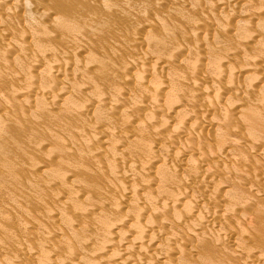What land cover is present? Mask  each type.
Returning <instances> with one entry per match:
<instances>
[{
  "label": "rangeland",
  "instance_id": "374dc122",
  "mask_svg": "<svg viewBox=\"0 0 264 264\" xmlns=\"http://www.w3.org/2000/svg\"><path fill=\"white\" fill-rule=\"evenodd\" d=\"M4 1L0 0V11L4 12L3 15L2 12H0V31L2 33L0 35L3 36V38L0 37V147L4 149L2 150L0 148V166L2 165V160L4 161L3 165H5L4 167L0 168V174L2 175L0 177V264H15V262H19L18 264H32V262L33 264H44L45 262H48L47 264H52L53 260L55 264H152L153 262L155 264V262L157 263L156 260L158 259H160V261L158 260L157 264H189V261H191L190 264H199L200 259H202L200 264H220V262L222 264H234L235 261V264H237L239 260H235L233 256H229L231 255V252L232 255H234L235 252L236 254L238 252H241L240 255L242 254L243 259L245 257L250 259V250L255 251L252 252L253 254L255 253L254 256L252 254V257H257L258 255L257 258L260 259V257L263 256L264 259V188H262L264 184L260 183L264 182V172H262L264 170H262V166H264V131L262 130L263 132H261L260 130L264 125L261 124L264 122V119H262V116L264 118V100L262 101V99L264 98V87L263 89L260 88L264 86V78H260L262 77V75L264 77V70H262L264 68V47H262L264 46V0H250L251 2L249 0H238V2L236 0H232V3L228 2L230 0H226L224 4L223 2L225 0H105L114 4V8L112 4L110 5V3L108 2L107 7V4L106 2H104V0L103 3L99 2L101 0H73L74 5L78 1L79 3H77L78 6L73 5L74 7L77 6L78 8L76 7L72 9L70 8L73 7L71 5L72 0H69L71 4L68 0H65L66 2L62 0L65 5L61 3L60 0H55V2L53 0ZM74 1L77 2L75 3ZM50 2H54V4H58L60 2L61 5L60 3L58 5H60L61 7L59 6V8H64V10L67 8L69 10L70 8L71 12L75 10L76 12L74 13L76 14H74L73 12L71 14L68 12V10L64 11L61 9L62 11H60V9L57 7L58 5L55 6L53 4L56 7L55 8L54 6L50 5ZM98 2L101 5L103 4V6H101ZM213 2L215 3L213 4ZM227 2L228 6H221L222 4L226 5ZM66 3H68V6L66 5ZM104 5H106L107 9L109 8V5L112 6L110 7L112 10L109 9L107 11ZM217 5L218 8L216 7ZM64 6H66V8ZM102 7H104V10H102ZM7 8L10 10H8ZM59 11L61 13H65L67 11L69 14H71L69 15L67 13V16L72 17V15H74L72 19L75 20L76 17H78V20L81 16L82 18L84 16V20L88 16L89 20L87 21L88 18L85 20L87 22L81 20V22H84L85 26H81L82 24L79 25L80 21L77 20L76 21L78 22V24H74L73 22L75 20L72 22L71 18L68 19L67 16H65L66 13L59 14ZM7 12L8 14H6ZM59 15H61L62 18H64L62 16L64 15L65 19L67 18L66 20H68V23L69 21H71L74 25H76V27L79 26V28L76 29L74 26L72 30H69L73 27V24L70 22L69 24H72V27L68 25V29V27H66V21H64V19L61 20ZM214 15H217L218 17H215ZM104 17L107 18L103 19ZM58 19L62 22L64 21V24L66 25L61 27V21L56 22V20ZM34 20H36L35 23L33 22ZM101 21L103 22V24L106 21V27L105 24L102 25ZM57 23L59 24L56 25ZM227 23H230V25H228ZM239 23L241 24V26H239ZM64 24L62 23V25ZM29 25L31 26V28H33L32 26H34V28H29ZM197 25H199L200 28ZM36 26L37 28H39L37 29ZM80 26L86 27L88 29H81ZM60 27L61 29L63 28V30L59 31ZM64 27L68 30H65ZM237 27L240 28L238 29ZM222 28H224V31ZM34 29L37 30L36 32H38V36H42L38 37L37 35H35L36 33L34 34V32L32 31ZM41 30H44L43 33L47 31V34H44L45 36H43V33L40 32ZM88 30H91L90 33L92 32L94 35L91 36L92 33H88ZM82 32L84 35L85 33L90 34V37L88 35H83L84 37L80 36ZM230 32L234 33L232 34ZM4 33L6 34L3 35ZM195 34H197L199 38L196 37ZM229 34L230 36H228ZM32 35L36 36L37 38L35 37L34 39ZM46 35H48V38ZM187 35L191 36L189 37L190 39ZM222 35H224L225 37ZM67 36L69 38L70 36H74L76 38L79 37L77 39H79L81 42H71ZM253 36L255 37V41L254 39H252ZM57 37H62V39L64 37H67L69 41L67 42L68 39H65V43L73 44L69 46L66 45V48L63 41L64 39L60 41L61 38L60 40L58 38L59 41L57 42ZM91 37H93L92 39L94 40H91ZM186 38H188V40H185ZM96 39H98V41L100 39L99 43ZM89 40H91V42ZM144 40L145 42H143ZM134 41H137L138 45L134 44ZM260 42L262 44H260ZM7 43H13V46L19 49H14L13 47L14 51L9 52L8 50L7 52V50L5 49L8 45ZM60 43H62L63 45ZM102 43H104V45ZM259 44L261 45V47ZM180 46L181 53L179 52V50L178 53H176V50L179 49ZM7 48L10 49L11 47ZM13 49L11 48L10 50ZM204 49H206L207 51ZM242 49L244 52L246 51V55L242 54L244 53ZM232 53L233 56H230L232 55ZM146 55L148 56L147 58ZM202 56L204 57V59ZM224 56L225 60L228 59V61L225 62V60L221 59L224 58ZM237 58H239L240 61ZM161 59L163 62H165L163 63ZM220 59L221 62L224 61L226 63H222V65L224 66L219 65V63H221ZM200 60H202V62ZM216 60L219 61V63ZM254 60H259V62H261V66L259 65V62H255ZM230 62L234 65H232ZM191 63L195 64L194 67H192ZM214 63L216 65H214ZM237 63L238 65H236ZM251 64L255 67L258 65L262 69L258 68L256 72V70H253L254 68L252 69L253 66H251ZM217 65H219L222 69L224 67L226 68L227 66L228 70L224 68L226 70L225 71L223 69V72H225V74L222 72L225 77L222 76L223 74L221 75L222 78L224 77V81L220 78V76H217L220 75V72L218 73L217 71L222 70L221 68H215V66L218 67ZM234 66L236 67V70ZM248 66L250 67L248 68ZM232 67L234 68L232 73L235 71L234 75L230 74L229 72L231 69H233ZM193 68H195L196 70H194ZM247 68L250 70L246 71L245 73L247 74L246 76H248V78L243 76L245 75L243 74V72L247 70ZM191 69L195 72L198 70V75L195 72H192ZM201 69L208 72H203L204 74H202L201 72L203 70ZM215 69L218 70L216 71ZM212 70L214 71L212 72ZM100 71H102L103 73H100ZM194 73L197 76L201 74L199 77L202 80L199 78L200 81H198V77L194 76ZM207 73H211V78H213L215 82H213L209 78L210 75H208ZM228 74L229 76H227ZM139 75L141 78H138ZM214 76L220 78L223 82H220L221 80L218 78H214ZM66 77L70 80H65ZM126 78L127 81L125 80ZM54 79L58 80L59 83ZM159 79L161 80V82ZM194 79L195 81H193ZM230 79H232V81ZM164 80L166 81L164 82L163 87L164 85H166V87L162 88L161 84V86L158 88L157 86H159V84L157 83H162ZM226 80H230L231 83L227 82ZM63 81L64 83L60 84ZM251 81L255 82L251 85V87H248L247 85H249ZM258 81L261 84L258 83ZM53 82L55 83L52 84ZM167 82L171 85L170 87H175H173V89L168 87L169 84ZM206 82L208 85L210 84V86H206ZM219 82L220 86L217 85ZM234 82H237V84L234 86H237L238 90L236 89L237 87L232 88L233 85L232 87H230L228 84H235ZM173 83L174 85L172 86ZM197 83H200V85L198 84L199 88L198 85L194 87ZM213 83L217 84L214 86ZM64 84L67 85L65 86ZM49 85L53 86L49 87ZM241 85L243 86V88ZM114 86H117L116 89L119 90V92L115 90ZM221 86L223 89H221ZM154 87L156 88V90L164 89V91H158V94L154 93L156 91ZM167 87L173 91H167L169 90ZM218 87H220V89ZM48 88H50L49 91H47ZM122 88H124V90ZM206 88L210 90H206ZM252 88L255 89L252 90ZM59 89L60 91H63L60 92ZM42 90L46 91L48 95L51 93L53 94L50 95L51 97H48L50 100H47L49 101L46 100V97H41L40 94H36V92L40 93ZM94 91L97 93V96ZM229 91L231 92L229 93ZM236 91L240 92L238 93ZM169 92L175 95L172 96V94H170ZM243 92L245 93V95ZM260 92H262L263 94H261ZM58 93L60 94L56 95L59 96V98L57 97L59 99L57 101V98L54 95ZM111 93H113L118 99L112 97L113 94ZM237 93L238 96L235 95ZM250 93L252 95V99L250 98ZM104 94H108L110 97L106 95L107 98L104 99ZM260 94L262 95L261 97H263L262 99L259 96ZM36 95L38 98L36 97ZM98 95L102 98H98ZM194 95H199L197 96L198 100ZM192 96L194 97V99ZM52 97L56 98L57 105H53V102L55 101H53ZM96 97L97 99H99L98 102ZM188 97L190 98V100ZM245 97H247V99ZM113 98L115 101H113ZM151 98L154 100L156 98V103L154 100L150 101ZM182 98L185 99L182 100ZM249 98L251 100H249ZM108 99H110L111 101H108ZM121 99L122 101H120ZM125 99L126 102L123 104V101H125ZM195 99L197 100L196 102L194 101ZM89 100H91V102H89ZM103 100H105L104 103L102 102ZM50 101L53 102L51 103ZM242 101L245 102H243L244 105H241ZM261 101L263 102V104ZM108 102H111V106L112 102H118L117 104L123 107L120 108L119 105H114L116 104L114 103V106L111 108ZM257 102H260L262 105ZM105 103L107 105H104ZM200 103H202V106ZM197 104L198 106H201H199V109L197 107ZM203 104H205V106ZM206 104L211 105L206 106ZM232 104L235 105L237 109L233 107ZM99 105L100 107H102L101 105H104L105 108L102 107L103 110L101 112L98 111V113L96 109L101 110ZM246 105H248L247 108L245 107ZM80 106L82 107L80 108ZM107 106H109L110 108L108 107L107 109ZM118 107L120 110L115 109ZM202 107H209V109L211 107V109H207V112V110L205 111V109ZM244 107L246 108V110ZM66 108H70V110H72V113L68 114L70 110L68 109V111L66 112ZM80 109H83L84 111L78 112V110ZM93 109L95 110L93 111ZM105 109L106 111H104ZM114 109L117 111H114ZM241 109L246 111L245 113H247V117L249 114H252L251 110L254 109L253 112H255V114H252L253 116H255L257 113L258 116L259 114L261 115L259 117L256 116V118L254 117L255 120L262 119L261 121L263 122L259 121V124L258 121H256L257 125L254 124V122L249 127V123L253 122L254 118L252 116V118H247L246 115H244V111H241ZM248 109L249 113L247 111ZM107 110H109V113H107ZM197 110H199L198 115H196ZM255 110L258 112H256ZM42 112H45L44 114L46 116H43ZM193 112H195V115ZM63 113L68 114H64L67 115L66 118L64 115H61ZM242 114L244 115V117H246L247 120H244ZM59 115H61L62 118L64 117L67 120V123H65L66 121L64 120V118L62 120ZM69 115V119L71 120L70 122L67 118ZM57 116H59L60 118ZM41 117L46 118L43 119ZM97 117H100V119ZM47 118L49 121L46 122ZM71 118L73 119V122ZM225 118L227 120H225ZM165 119L167 120V123H164ZM183 119L185 120L183 121ZM223 119L225 120L224 123ZM248 119H251L252 121L247 122ZM148 122H152V124L150 125V123ZM162 122L165 124V131L162 130L164 129V124ZM226 122H230V125L227 123L229 125L227 126L231 129L227 128L225 124ZM168 123H170V125ZM120 124H123L124 126ZM166 124H168V126ZM213 124L214 126H212ZM69 125L71 128L69 127ZM160 125L162 126V129L160 128ZM181 125L184 127L186 126L187 128L185 127V130H183L185 131V134H182V132H180L181 134L178 135L177 133L182 130L179 129L180 127L182 128ZM232 125H234V130L238 128L239 131H233ZM14 126H18V128ZM252 126H254L255 129H253L254 127ZM257 126H261L259 128L260 133L254 131L258 130ZM13 127L17 129L20 128L21 130L19 129L17 131V129H15L14 131ZM191 127H195L194 130H196L194 131ZM2 128L3 130L5 128L6 132L5 130L3 131ZM102 128L106 132H104ZM155 128H157V132L154 134L153 132L155 131ZM188 128L190 131L192 129L194 131L192 132L194 133V135H196H192V132L190 133V135V131L188 130ZM262 128H264V126ZM158 130H160L161 132ZM176 130H178V132ZM171 132H176V134H171ZM152 133L153 137L150 136ZM170 134L172 137H170L169 139ZM259 134L260 136H263L260 137L258 136ZM145 135L148 139L145 137ZM44 136L45 139H43ZM143 136L147 141H144V139L141 138ZM139 138H141L142 140ZM153 139L154 141H156V143H153ZM138 140L140 142L143 141L142 145ZM157 141L161 144L157 143ZM172 141L178 143H176L177 147L174 146L176 147L175 149L173 148V146H171V144H175ZM101 142L103 145L101 144ZM148 146H153L152 150L154 149L155 153L152 152V150L150 152V147ZM178 146L180 149H178ZM139 148H143L147 153H150H148L146 156L145 151L142 149L144 151L143 152ZM5 149L9 153L5 151ZM158 149H160L161 152H159L160 150ZM4 151L8 153V157H13L8 158L7 153H5L6 157L8 158L6 161V157L4 158L5 155L3 154ZM24 151L26 153H24ZM261 152L263 154H261ZM220 154L221 158L223 156L225 157L222 158L223 160L218 157ZM155 156L159 158L160 162H158L159 160L154 159L156 158ZM187 156H189V159ZM254 156L256 157L254 158ZM193 158L195 159V162H197V164H195ZM235 158H237V161H235ZM186 159H193L191 160L192 163L194 162L193 165H191V161L188 162V160ZM203 159L207 160L204 161ZM181 160L184 161L181 163ZM201 160L203 161V164L201 163ZM212 160H216V162H220L222 165L218 164V167V165ZM150 161H152L153 163H150ZM173 161H175L176 164ZM207 161L213 163L208 162V164H206ZM231 161H234V164L233 162L231 163ZM246 161H248V163H245ZM249 161H253L254 163ZM6 162L9 164L6 165ZM148 162L149 165L147 164ZM186 162L187 164H190L187 165ZM204 162L207 166H204L202 168ZM144 163L149 167L148 170L144 168L146 165H142ZM179 163L182 164V166H180ZM198 163H200V165ZM250 163H252V165L254 166L257 164L255 167H252L253 170L255 168L256 170L253 171L250 168ZM156 164L157 167L159 164L160 169H157ZM174 164L175 166L177 165L176 168L173 167ZM209 164L213 165L211 169L209 167L211 165ZM214 164L215 166H217L214 167ZM247 164H249V167L247 166ZM183 165H186L184 166L185 168L183 167ZM197 165H199V168L197 167ZM153 166L156 167V172H153L155 171V168ZM178 166L180 168H178ZM243 166L244 168L246 167L245 173L246 171H248L249 175L251 174L250 176H253L252 178L250 176V178L247 177L246 174H248V172L246 174L244 173L246 176L243 175V173L241 172ZM189 167H192L193 169L190 168V170ZM217 167L218 169L221 167L220 169H222V171L224 170V172H221L220 170L219 173ZM257 167L259 168L257 169ZM200 168H202L201 171H199ZM216 169L218 170V172L216 171ZM152 172L155 173V176ZM126 173L127 175H129L130 173L131 175H129L130 178L128 176V180H126L125 178V176H127ZM153 177H157L155 179H157L156 181L158 182H156ZM170 177L172 178L170 179ZM150 178H153L154 180H152V185L153 182L157 184H154L152 186L150 184ZM203 178H205V180L202 183ZM181 179L184 186L186 187L187 185L186 189L188 192L184 190L185 188H183L184 186H182L183 184L180 181ZM185 179L187 181L184 182ZM225 181H228V183H224ZM172 182H175V185H177L178 187L183 188L181 189V192L178 191V189L180 188L177 189V187L172 186ZM204 182L206 183V185H203ZM177 183L181 184L178 185ZM196 184H200L203 186H195ZM227 184L228 187H226ZM259 184H261L262 186H259ZM124 185L126 188L124 187ZM207 185H210L208 186L209 189L207 188L208 190H206ZM188 186L191 187L188 188ZM233 186L234 189L238 192L234 190L235 193H233L231 191L233 189ZM256 186L257 188H255ZM124 188L125 190L127 189V191L124 190L125 199H121L120 197H124L122 191ZM229 188L231 190H228ZM238 188H241V190ZM219 190H221V192L224 191V193H220ZM241 191L244 193H240ZM245 191H247V194L245 193ZM248 191H250L251 193ZM260 191H263L262 194ZM125 192H127V194ZM173 192L174 194H176V198L178 194L179 196H181V193L183 192L187 193V195L183 193L182 196H185L186 198H177L178 201L180 200L179 202H181L180 204H177V202H175L177 201L176 198H173V196H175ZM248 193H250V195ZM251 194H253L252 196L255 195L254 198L251 196ZM225 195H227L228 197H225ZM256 196H258L260 199L258 200V202L256 201L257 199H255L258 198ZM171 198L176 203L174 205L175 207L173 206L174 202L171 206ZM195 198H197V201L195 200ZM193 200H195L197 203ZM243 200L247 201H244L247 205L249 203L252 204L253 202L254 204L256 202L257 203L255 204L256 206L252 204L254 206L253 210H251L252 208L249 210L250 207L245 205ZM258 203L259 207H257ZM182 204L184 206H182ZM240 204L242 205L240 206ZM195 205H198L197 208L195 207ZM202 205L204 206L202 207ZM218 206L222 207L221 210ZM134 207H136L137 210L136 208L134 209ZM188 207H191V209L189 210L191 212L190 214L187 211V209H189ZM204 207L206 208L204 209ZM246 207H249L247 208L249 216L248 214L247 216H245L246 211L244 210H246ZM175 208L180 210L175 213ZM195 208L196 210L199 208V211H197L201 213L199 214L198 212H196ZM211 208L214 209V211L210 210ZM216 208L218 212L223 210L222 213L220 212V216L222 214L221 217L218 214L220 218L216 215ZM241 208L243 209L242 211ZM171 209H174L175 211L173 210L172 212ZM181 209L184 211H182ZM255 209L257 212L255 211ZM261 209L263 210L260 212ZM134 210L138 211V213H136V211L134 212ZM180 211L181 214H184V218L186 217L185 221L190 219L192 220L194 218L193 220L195 222L192 221V223L191 221H186L187 224H184L185 221L183 220V214H180L182 218L178 217V220L180 221L182 219L183 221L181 220L179 222L180 224L178 225V223H176L178 220L173 216L174 214H177L175 215L176 217L180 216ZM243 211L245 212V217L243 218H248L247 220L245 219L247 222L242 218L244 213ZM205 212L208 214L203 215L205 217L207 216V219H201V217H204L203 215L201 216V214ZM258 212L262 215L258 214ZM186 215H189V217L191 216L190 219ZM197 216L200 218H198ZM253 216H255L256 218ZM100 217L103 218L100 219ZM213 217H215V221H213ZM120 218H124L125 220H127L125 222L128 226L124 224L125 222L123 223L122 220L119 221ZM199 219H201V222H199ZM204 219H206L209 224L217 222L214 223L215 226L212 227H218L219 230L218 228H215L216 230H218L216 231L211 227L212 224L209 225ZM165 220H167L168 222H165ZM243 220L245 222L242 224ZM156 221H161L162 225ZM115 222L121 223L123 226H121L120 224L119 226ZM151 222L153 225L159 224V226L157 225V231L155 230L154 225V231L150 232L153 233V235H156L157 232L160 231V229H167L168 231H170V229L172 228V231L170 232L175 235V238H178L176 239L178 242H176V240L172 242L175 247L171 244L174 247L172 248V251H174L173 253L172 251H170L171 248L170 250L168 249L169 247H171L168 245L172 241V238L170 236H167L166 238L165 236L160 237L157 234L156 236L157 238H159V241L158 239H155L156 237L152 236V234L150 233V236H147L149 235L147 228ZM181 222L183 223L181 224ZM174 223H176L177 225H175ZM115 224L119 226V229L121 228V231L114 228ZM189 224L191 226H189ZM182 225L184 227H182ZM205 225L207 226V229ZM222 225L223 229H221ZM230 225L233 227H231ZM243 225L250 232H248L247 229L245 230V227L243 229L248 233L244 232V230L242 231ZM106 226L108 227V229L112 227L111 231H114L115 233L110 232L113 233L110 234L106 232ZM170 226L172 227L169 229ZM139 228L141 231H143V229H146L147 235H144L146 238H143L145 245L144 247H142L144 251L142 249H139L138 247V249L136 248V240L134 239L135 234ZM190 228H192L191 230H194V232H198L199 237L196 238L197 240L193 237L191 239L189 238L190 240L188 239V241H186L185 235H187L186 233L191 231ZM224 229L230 231L224 234ZM128 230H131L133 234H126ZM181 230L183 232L186 231L185 234ZM243 233L246 235V237ZM250 234L254 236L250 237ZM177 235L184 236V239L182 238V240H184L183 243H181L182 236L178 237ZM101 236L102 238L104 237V239H102ZM235 236L238 239H240V236L243 239L245 238L246 242L242 238V241L241 239L239 241L240 243L237 242L238 240H235ZM154 239L155 241H153V244L156 246L153 247L152 244V246L149 245V241H152ZM224 239L226 243L223 242ZM103 240H105V242ZM106 240L108 242L111 241V243L113 240L112 245L109 246L110 242L108 243L106 242ZM160 240L161 244L158 243L160 242ZM254 240L255 242H257L256 244L255 242H253ZM121 241L122 243L120 246L119 242ZM228 241L232 243V246ZM233 242H237V244H234ZM47 243H50L51 245ZM104 243L108 244L109 248H106V252H101L100 250L104 248L103 246H105ZM115 243H117L118 245L116 244L115 246ZM227 243H229V245ZM221 244L223 245V247L221 246ZM132 245H134L133 249H131L129 253H125V256H123L122 247H131ZM201 245H204L205 248H202ZM99 246H102V248H99ZM149 246L151 248H149ZM179 246L181 247V251L179 249ZM207 246H209L207 250L208 253L210 247L213 246V248L216 247L215 251H217L218 254L222 252L219 255H223L224 253L226 259L224 258L222 262L221 259H223V257L218 255L220 257L218 258L217 256H215L217 255L215 251V255L213 253H207L205 257L202 253H204L203 250L206 251ZM250 246L252 248H250ZM154 248L158 249L154 251ZM201 248L202 253L200 252ZM149 249H152L153 252H150ZM187 249H191L192 251L190 252H192L194 258H197L199 261L197 259L195 260L194 258L190 259L192 255ZM225 249H227L228 252ZM239 249L240 251H238ZM42 250L45 252V254ZM185 250L186 253H189L190 255L187 254L186 256V253H184ZM232 250H235V252ZM241 250L243 252L247 251V253L249 254H245ZM97 251H99V254L97 253ZM118 251L123 257H118ZM162 251H165L167 254L171 252L169 254H172V256L168 258L169 256H166L167 254L165 252L162 253ZM196 251H198V253H196ZM193 252H195L196 255L201 254L202 258L201 255L195 256ZM30 253L33 255H31ZM46 253L49 255L53 254L54 257L53 255L51 257H46ZM154 253L157 254V256L154 255ZM151 254H153L154 256H151ZM163 254L165 255L163 256ZM211 255H214L215 258ZM147 256H149L150 258ZM165 256L166 259L164 258ZM34 257L37 258V262L34 261V259H30ZM52 257L53 260L50 261ZM256 257L255 259L258 260ZM151 258H153L155 261L153 259L150 260ZM216 258L219 260H216ZM148 259L151 263L148 262ZM192 259H194L196 262H193ZM231 259L234 263L231 262ZM243 259L239 261L240 264H243V262H241L243 261ZM255 259H253L254 262ZM30 260L33 261L31 262ZM120 260L123 261V263Z\"/></svg>",
  "mask_w": 264,
  "mask_h": 264
},
{
  "label": "bare ground",
  "instance_id": "6f19581e",
  "mask_svg": "<svg viewBox=\"0 0 264 264\" xmlns=\"http://www.w3.org/2000/svg\"><path fill=\"white\" fill-rule=\"evenodd\" d=\"M3 1H4V0H3ZM50 1H51V0H50ZM53 1L55 2V0H53ZM56 1H57V0H56ZM60 1H61V3H63V1L66 2L65 0H63V1L60 0ZM68 1H69V0H68ZM68 1H67V2H68ZM70 1H71V0H70ZM70 1H69V3H70ZM95 1H96V0H95ZM98 1H99V0H98ZM212 1H213V0H212ZM217 1H219V0H217ZM234 1H235V0H234ZM236 1L238 2V0H236ZM249 1H250V0H249ZM249 1H248V2H249ZM54 2H52V3L50 2V3H51L50 5H51V6H54V5L56 6V5H58V4L60 3V2H59V3L56 2V3H58V4H54ZM74 2L76 3L77 1H74ZM99 2H100V3H101V2L103 3V0H101V1H99ZM99 2H98V3H99ZM104 2H106L107 7H108V3H110V2L105 1V0H104ZM107 2H108V3H107ZM222 2H223V1H222ZM225 2H226V0L223 2V4H224ZM228 2L232 3L233 1L230 0V1H228ZM228 2L226 3V5H223V4H222L221 6H224V7H225V6H228V5H227ZM250 2H251V1H250ZM4 3H5V1H4ZM61 3H60V5H61ZM71 3H72V4H71ZM71 3H70V4L73 6V5H74L73 0L71 1ZM77 3H79V1H78ZM77 3H76L75 5L78 6ZM100 3H99V4H100ZM214 3H215V2H213V4H214ZM234 3H236V2H234ZM53 4H54V5H53ZM63 4L65 5V3H63ZM104 4H105V3H104ZM111 4H112V3H110V5H111ZM219 4H221V3H219ZM37 5H39V4H37ZM37 5H36V7H37ZM60 5H58L57 7L59 8ZM66 5L68 6V3H66ZM75 5H74V6H75ZM100 5H101V4H100ZM110 5H109V8H108V9H107L106 5H104V6H105V9H106L107 11H108L109 9H111L110 7H112L114 4H112V6H110ZM55 6H54V7H55ZM62 6H63V5H62ZM74 6H73V7H70V5H69V7H70L71 9L77 7V6H76V7H74ZM101 6H103V4H102ZM114 6H115V5H114ZM114 6H113V8H114ZM229 6H230V5H229ZM34 7H35V6H34ZM41 7H42V6H41ZM43 7H44V6H43ZM60 7H61V6H60ZM64 7L66 8V6H64ZM214 7H215V6H214ZM216 7L218 8V5H217ZM216 7H215V8H216ZM55 8H56V7H55ZM70 8H69V10H68V8L65 9V10H68V12L71 13V14H72V12H73V13L76 12L75 10L71 12V9H70ZM77 8H78V7H77ZM102 8H103L102 10H104V7H102ZM7 9H8V8H7ZM7 9H6V10H7ZM39 9H40V8H39ZM59 9H60V11L64 10V8H63V9H62V8H59ZM59 9H56V10H59ZM61 9H62V10H61ZM8 10H10V9H8ZM8 10H7V11H8ZM65 10H64V11H65ZM111 10H112V9H111ZM60 11H59V12H60ZM107 11H106V12H107ZM0 12H2V11H0ZM8 12H9V11H8ZM8 12H7L6 14H8ZM59 12H58V13H59ZM68 12L66 11V12H65L66 14L63 13V12H62V13L65 14V16H67V13H68ZM3 13H4V12H2V15H3ZM62 13L60 12L59 14H62ZM69 13H68V14H69ZM110 13H111V12H110ZM71 14H69V15H71ZM74 14H76V13H74ZM239 14H240V13H239ZM239 14H238V15H239ZM0 15H1V14H0ZM59 16H60V19H61V20L64 19V21H66V24H67L66 27H68V29H69V26H68V25L71 26L73 23H74V24H75V23L78 24L77 21H80V24H79V25L82 24L81 26H85V25H84V22H83V21L81 22V20H84V16H83V18H82V16H81V17L79 18L80 20H79V19L77 20L78 17H76V20H77V21H76L75 19H72V17H73L74 15H72V17H68V16H67L68 19H70V18L72 19V22H73L74 20L76 21V22L74 21L73 23H72L71 21H69V23L71 22L72 24H69V23L67 22L68 20H66L67 18L65 19V16H64V15H62L64 18H62L61 15H59ZM59 16H58V17H59ZM104 16H106V15H104ZM214 16H215V15H214ZM216 16H217V15H216ZM216 16H215V17H216ZM0 17H1V16H0ZM85 17H86V16H85ZM217 17H218V16H217ZM221 17H222V16H221ZM74 18H75V17H74ZM81 18H82V19H81ZM87 18H88V19H87ZM105 18H107V17H104L103 19H105ZM236 18H237V17H236ZM236 18H235V19H236ZM32 19H33V18H32ZM56 19H57V17H56ZM86 19H87V21H88V20H89V17L87 16V17L85 18V20H86ZM103 19H102V21H103ZM190 19H192V18H190ZM219 19H220V18H219ZM233 19H234V18H233ZM61 20L58 19V20H56V22H57V21L60 22ZM85 20H84V21H85ZM99 20H100V18H99ZM209 20H210V19H209ZM213 20H214V19H213ZM217 20H218V18H217ZM225 20H226V19H225ZM25 21H27V20H25ZM35 21H36V20H34L33 22L35 23ZM64 21H63V22H62V21L60 22V23H61V24H60L61 27L66 25V24H64V23H65ZM87 21H85V22H87ZM102 21H101L102 25L105 24V27H106V21H105L104 24H103ZM211 21H212V19H211ZM221 21H222V20H221ZM233 21H235V20H233ZM30 22H31V21H30ZM187 22H188V21H187ZM34 23H33V25H34ZM62 23H63L64 25H62ZM203 23H204V20H203ZM217 23H218V21H217ZM240 23H241V22H240ZM240 23H239V24H240ZM24 24H27V23H24ZM58 24H59V23H57L56 25H58ZM74 24H73V27L71 26L72 28L70 27L71 29H69V30H72V29L74 28V26H75L76 29L79 28V26L76 27V25H74ZM85 24H86V23H85ZM227 24H228V23H227ZM227 24H226V25H227ZM203 25H204V24H203ZM228 25H230V23H229ZM228 25H227V26H228ZM29 26H30V25H29ZM81 26H80L81 29L86 28V27H81ZM86 26H87V25H86ZM144 26H145V25H144ZM188 26H189V25H188ZM197 26L200 28L199 25H197ZM222 26H223V24H222ZM224 26H225V25H224ZM231 26H232V25H231ZM233 26H234V25H233ZM236 26H237V25H236ZM236 26H235V27H236ZM239 26H241V24H240ZM32 27L34 28V26H32ZM57 27H58V26H57ZM61 27H60L59 31H60V30H63V28L61 29ZM220 27H221V26H220ZM29 28H31V26H30ZM33 28H31V29H33ZM36 28H37V26H36ZM36 28H35V29H36ZM38 28H39V27H38ZM38 28H37V29H38ZM58 28H59V27H58ZM202 28H203V27H202ZM231 28H232V27H231ZM233 28H234V27H233ZM237 28L239 29L240 27H237ZM243 28H244V27H243ZM35 29L32 30V31L34 32V34L36 33L35 35H37L38 32H36L37 30H35ZM40 29H41V28H40ZM40 29H39V30H40ZM42 29H43V28H42ZM44 29H45V28H44ZM64 29H65V30H68V29H66L65 27H64ZM86 29H88V28H86ZM195 29H196V28H195ZM222 29H223V31H224V28H222ZM39 30H38V31H39ZM203 30H204V29H203ZM241 30H242V29H241ZM243 30H244V29H243ZM43 31H44V30H41L40 32L43 33ZM90 31H91V30H90ZM90 31L88 30V33H90ZM230 31H232V30H230ZM263 31H264V29H263ZM2 32H6V31H2ZM46 32H47V31H45V32L43 33V36H45L44 34H47ZM84 32H85V29H84ZM86 32H87V31H86ZM221 32H222V31H221ZM246 32H247V31H246ZM41 33H40V34H41ZM88 33H87V34L85 33V35L83 34V32H82V34H80V33H79V34H80V36H83V35L86 36V35H88V36L90 37V34H91L92 32H91L90 34H88ZM230 33L233 34L234 32H230ZM243 33H244V31H243ZM0 34H2L1 31H0ZM5 34H6V33H4L3 35H5ZM192 34H194V33H192ZM225 34H226V33H225ZM225 34H224V35H225ZM236 34H237V33H236ZM93 35H94V34L92 33L91 36H93ZM189 35H190V34H189ZM189 35H187L188 38L191 37V36H189ZM224 35H222V36H224ZM239 35H240V34H239ZM263 35H264V34H263ZM37 36H38V35H37ZM39 36H42V35H39ZM39 36H38V37H39ZM46 36H47V38H48V35H46ZM75 36H76V35H75ZM78 36H79V35H78ZM80 36H79V37H80ZM84 36H83V37H84ZM195 36L198 37L197 34H195ZM204 36H205V35H204ZM226 36H227V35H226ZM228 36H230V34H229ZM228 36H227V37H228ZM0 37L3 38L2 35H0ZM32 37H34V39H35L36 36L32 35ZM67 37H68V36H67ZM67 37H64V38H63L64 40L62 39V37H57L56 40H57V42H58V41L60 40V38H61L60 41L63 40L64 43H65V42H66L65 39H68V38H69V37H68V38H67ZM79 37H77V38H79ZM196 37H195V38H196ZM206 37H207V34H206ZM224 37H225V36H224ZM36 38H37V37H36ZM58 38H59V40H58ZM77 38L74 37V36H73V37L70 36L69 39H70L71 42H74V43H75V42H78V43H80L81 41H80L79 39H77ZM92 38H93V37H91L90 39H91V40H94V39H92ZM95 38H96V37H95ZM99 38H100V37H99ZM135 38H136V36H135ZM137 38H138V37H137ZM188 38H186L185 40H188ZM198 38H199V37H198ZM254 38H255V37L253 36L252 39H254ZM32 39H33V38H32ZM69 39L67 40V42L69 41ZM80 39H81V38H80ZM143 39H144V38H143ZM189 39H190V38H189ZM192 39H193V38H192ZM215 39H216V38H215ZM74 40H75V41H74ZM91 40H89V41L91 42ZM96 40L98 41V39H96ZM136 40H137V39H136ZM183 40H184V39H183ZM198 40H199V39H198ZM224 40H225V39H224ZM246 40H247V38H246ZM79 41H80V42H79ZM97 41H96V42H97ZM99 41H100V39H99ZM99 41H98V43H99ZM137 41H138V40H137ZM137 41H134V44H137V45H138ZM201 41H202V40H201ZM201 41H200V43H201ZM225 41H226V40H225ZM248 41H249V40H248ZM254 41H255V39H254ZM8 42H10V41H8ZM53 42H54V41H53ZM92 42H93V41H92ZM143 42H145V40H144ZM205 42H206V41H205ZM131 43H132V42H131ZM188 43H189V42H188ZM195 43H196V42H195ZM195 43H194V44H195ZM200 43H198V44H200ZM238 43H239V42H238ZM242 43H243V42H242ZM7 44H8V45H7L6 48H5V49L7 50V52H8V50H9V52H10V51H14V49H19V48H15V47L13 46V45H14L13 43H7ZM60 44H62V43H60ZM71 44H73V43H71ZM71 44H70V43H69V44L65 43V47H66V45L69 46V45H71ZM76 44H77V43H76ZM102 44L104 45V43H102ZM102 44H99V45H102ZM260 44H262V43L260 42ZM260 44H259V45H260ZM62 45H63V44H62ZM93 45H94V44H93ZM95 45H96V44H95ZM97 45H98V44H97ZM188 45H189V44H188ZM201 45H202V44H201ZM254 45H255V44H254ZM194 46H195V45H194ZM199 46H200V45H199ZM237 46H238V45H237ZM7 47H9V48L11 47L12 49H13V47H14V49H13V50H10L11 48L8 49ZM65 47H64V48H65ZM253 47H254V46H253ZM260 47H261V45H260ZM262 47H264V46H262ZM66 48H67V47H66ZM204 48H205V47H204ZM101 49H102V48H101ZM180 49H181V46L179 47V49L176 50V51H177L176 53H178V50H179V52H180V51H181ZM198 49H199V48H198ZM200 49H201V48H200ZM259 49H260V48H259ZM261 49H262V48H261ZM263 49H264V48H263ZM6 50H5V51H6ZM173 50H174V49H173ZM184 50H185V49H184ZM190 50H191V49H190ZM201 50H202V49H201ZM201 50H200V51H201ZM204 50H206V49H204ZM204 50H203V51H204ZM16 51H17V50H16ZM174 51H175V50H174ZM174 51H173V52H174ZM206 51H207V50H206ZM224 51H225V50H224ZM242 51H243V49H242ZM62 52H63V50H62ZM64 52H65V51H64ZM185 52H186V51H185ZM197 52H198V51H197ZM213 52H214V51H213ZM220 52H221V50H220ZM243 52H244V51H243ZM245 52H246V51H245ZM245 52L242 53V54H245V55H246ZM180 53H181V52H180ZM180 53H179V54H180ZM195 53H196V52H195ZM225 53H226V52H225ZM60 54H61V53H60ZM62 54H63V53H62ZM65 54H67V53H65ZM189 54H190V53H189ZM203 54H204V53H203ZM221 54H222V52H221ZM228 54H229V53H228ZM55 55H56V54H55ZM173 55H174V54H173ZM207 55H208V54H207ZM213 55H214V54H213ZM218 55H219V54H218ZM225 55H226V54H225ZM236 55H237V54H236ZM178 56H180V55H178ZM194 56H195V55H194ZM211 56H212V55H211ZM226 56H227V55H226ZM230 56H233V53H232V55H230ZM242 56H244V55H242ZM54 57H55V56H54ZM147 57H148V56L146 55V58H147ZM202 57H203V56H202ZM202 57H201V58H202ZM208 57H209V56H208ZM213 57H215V56H213ZM205 58H206V57H205ZM210 58H211V57H210ZM210 58H209V59H210ZM249 58H250V57H249ZM255 58H256V57H255ZM203 59H204V57H203ZM206 59H207V58H206ZM221 59H222V60H225V56H224V58H221ZM221 59H220V62H221ZM237 59H239V58H237ZM257 59H258V58H257ZM142 60H143V59H142ZM146 60H148V59H146ZM218 60H219V59H218ZM232 60H233V59H232ZM241 60H242V59H241ZM247 60H248V59H247ZM249 60H250V59H249ZM143 61H144V60H143ZM161 61H162V59H161ZM200 61L202 62V60H200ZM203 61H204V60H203ZM211 61H212V60H211ZM216 61H217V60H216ZM226 61H228V59L225 60V62H226ZM234 61H235V60H234ZM236 61H237V60H236ZM239 61H240V59H239ZM254 61H255V60H254ZM36 62H37V61H36ZM158 62H159V61H158ZM158 62H157V63H158ZM162 62H163V61H162ZM164 62H165V61H164ZM164 62H163V63H164ZM183 62H184V61H183ZM217 62L219 63V61H217ZM223 62H224V61H222L221 63H219V65H220V66H224V65H222ZM225 62H224V63H225ZM231 62H232V61H231ZM231 62H230V63H231ZM248 62H249V61H248ZM251 62H252V60H251ZM255 62H259V60H258V61H255ZM255 62H254V63H255ZM163 63H160V64H163ZM180 63H181V61H180ZM218 63H217V64H218ZM235 63H236V62H235ZM246 63H247V62H246ZM254 63H253V64H254ZM260 63H261V62H259V65H260ZM35 64H38V63H35ZM191 64H192V63H191ZM202 64H204V63H202ZM206 64H207V63H206ZM211 64H212V63H211ZM225 64H226V63H225ZM231 64L234 65L233 63H231ZM241 64H242V62H241ZM241 64H240V65H241ZM249 64H250V63H249ZM194 65H195V64H192V67H194ZM197 65H198V64H197ZM214 65H216V64L214 63ZM219 65H217L218 67L215 66V68H218V69L221 68ZM227 65H228V64H227ZM236 65H238V63H237ZM255 65H256V64H255ZM262 65H263V64H262ZM76 66H77V65H76ZM164 66H165V65H164ZM199 66H200V65H199ZM202 66H203V65H202ZM202 66H201V67H202ZM251 66H253V65L251 64ZM257 66H258V65H257ZM257 66H256V67H255V66L252 67V69L254 68L253 70H256V72H257V69H258V68H261V67H260L261 65L258 66V67H257ZM197 67H198V66H197ZM206 67H207V65H206ZM241 67H242V66H241ZM244 67H245V66H244ZM249 67H250V66H248V68H249ZM262 67H263V66H262ZM210 68H211V67H210ZM224 68H225V67H224ZM224 68H223V69H224ZM228 68H229V66H228ZM232 68H233V67H232ZM234 68H235V70H236V67H235V66H234ZM234 68H233V69L230 68L231 70L229 69V70H230L229 72H230V74H232V75L235 74V73H234L235 71L232 73V71L234 70ZM248 68H247V70H245V71L243 72V74H245L246 71H250ZM193 69L196 70L195 68H193ZM206 69H207V68H206ZM218 69H215V70L217 71ZM221 69H222V68H221ZM223 69H222L221 71H220V70L217 71L218 73L220 72V73H219L220 75H217V76H220V78L224 81L223 78L225 77V76H224L225 72H223V71H224L225 69L228 70V69H227V66H226V68H225L224 70H223ZM261 69H262V68H261ZM261 69H260V71H261ZM57 70H58V69H57ZM201 70H203V69H201ZM201 70H200V72H201ZM208 70H209V69H208ZM226 70H225V71H226ZM262 70H264V68H263ZM147 71H148V69H147ZM191 71H192V69H191ZM191 71H190V72H191ZM213 71H214V70H212V72H213ZM239 71H241V70H239ZM258 71H259V70H258ZM101 72H102V71H100V73H101ZM133 72H134V71H133ZM141 72H142V71H141ZM192 72H195V71H192ZM197 72H198V70H197L195 73L197 74ZM203 72L206 73V72H208V71H206V70L204 71V70H203L201 73L204 74ZM210 72H211V70H210ZM222 72H223L224 74H223ZM102 73H103V72H102ZM195 73H194V74H195ZM215 73H216V72H215ZM260 73H262V72H260ZM135 74H136V73H135ZM139 74H140V73H139ZM196 74H195L194 76L198 77L197 79H198V81H200L201 78H200L199 76H200L201 74H200L199 76H197L198 74H197V75H196ZM207 74H208V73H207ZM222 74H223V75H222ZM147 75H149V74H147ZM208 75H210L209 78H210L213 82H215V80H214L213 78H211V73H209ZM221 75L224 76V77L222 78ZM241 75H242V74H241ZM241 75H240V77H241ZM246 75H247V74H245V75H243V76L248 78V76H246ZM72 76H74V75H72ZM202 76H203V75H202ZM202 76H201V77H202ZM227 76H229V74H228ZM227 76H226V77H227ZM260 76H261V74H260ZM126 77H127V76H126ZM133 77H134V76H133ZM141 77H142V74H141ZM141 77H140V75H139L138 78H141ZM212 77H213V74H212ZM63 78H64V77H63ZM127 78H128V77H127ZM127 78L125 79L126 81H127ZM130 78H131V77H130ZM199 78H200V79H199ZM214 78H218V77H215V76H214ZM220 78H218V79H220ZM230 78H231V77H230ZM247 78H246V79H247ZM260 78H264L263 75H262V77H260ZM61 79H62V78H61ZM67 79H69V78L66 77L65 80H67ZM197 79H196V80H197ZM203 79H204V78H203ZM206 79H207V77H206ZM221 79H220V80H221ZM227 79H228V78H227ZM254 79H255V78H254ZM256 79H257V78H256ZM258 79H259V78H258ZM54 80H55V79H54ZM54 80H53V81H54ZM69 80H70V79H69ZM138 80H139V79H138ZM159 80H160V79H159ZM201 80H202V79H201ZM204 80H205V79H204ZM208 80H209V79H208ZM222 80H221L220 82H223ZM230 80L232 81V79H230ZM230 80H228V81L226 80V81H227V82H230ZM244 80H245V78H244ZM244 80H243V81H244ZM250 80H251V79H250ZM259 80H260V79H259ZM55 81H58V80H55ZM61 81H62V80H61ZM165 81H166V80H164L162 83H160V82H161V80H160V82L157 83V84H159V86H157V87L159 88V87L161 86V84H162V88L166 87V85H164V87H163V84H164ZM168 81H169V80H168ZM170 81H171V80H170ZM193 81H195V79H194ZM205 81H206V80H205ZM218 81H219V80H218ZM243 81H242V82H243ZM255 81H257V80H255ZM255 81H251L250 84L247 85V86H248V87H249V86L251 87V85L254 84ZM66 82H68V81H66ZM171 82H172V81H171ZM210 82H211V81H210ZM220 82H219L218 84H217V83H216V84L220 86ZM248 82H249V81H248ZM252 82H253V83H252ZM48 83H49V82H48ZM54 83H55V82H53L52 84H54ZM56 83H57V82H56ZM58 83H59V81H58ZM63 83H64V81H63L62 83H60V84H63ZM167 83H168V82H167ZM167 83H165V84H167ZM211 83H212V82H211ZM230 83H231V82H230ZM230 83H228L230 87H232V85H233L232 88L237 87V86H234V85L237 84V82H236V83L234 82L235 84H231V85H230ZM232 83H233V82H232ZM239 83H240V82H239ZM239 83H238V84H239ZM258 83H260V82L258 81ZM258 83H257V84H258ZM262 83H263V82H262ZM168 84H169V83H168ZM193 84H195V83H193ZM198 84L200 85V83H197L194 87H196ZM213 84H214V83H213ZM216 84H214V86H215ZM244 84H245V83H244ZM260 84H261V83H260ZM57 85H58V84H57ZM64 85H65V84H64ZM64 85H63V87H64ZM66 85H67V84H66ZM66 85H65V86H66ZM173 85H174V83L172 84V86H173ZM199 85H198V88H199ZM222 85H223V84H222ZM242 85H243V84H242ZM242 85H241V86H242ZM262 85H263V84H262ZM52 86H53V85H49V87H52ZM60 86H61V85H60ZM154 86H155V85H154ZM167 86H168V85H167ZM170 86H171V85L169 84L168 87H170ZM206 86H210V84L208 85L207 82H206ZM225 86H226V85H225ZM227 86H228V85H227ZM255 86H256V85H255ZM56 87H57V86H56ZM61 87H62V86H61ZM168 87H167V88H168ZM173 87H175V86H173ZM173 87H170V88L173 89ZM212 87H213V86H212ZM212 87H211V88H212ZM230 87H228V88H230ZM263 87H264V86H262V87H260V88L263 89ZM59 88H60V87H59ZM114 88H115L116 91L119 92V90L116 89L117 86H114ZM154 88H155V87H154ZM204 88H205V87H204ZM218 88L220 89V87H218ZM228 88H227V89H228ZM242 88H243V86H242ZM245 88H246V87H245ZM49 89H50V88H48L47 91H49ZM63 89H64V88H63ZM122 89L124 90V88H122ZM168 89H169V88H168ZM174 89H175V88H174ZM214 89H215V88H214ZM221 89H223L222 86H221ZM236 89L238 90V87H237ZM240 89H241V88H240ZM246 89H247V88H246ZM249 89H250V88H249ZM249 89H248V90H249ZM254 89H255V88H254ZM254 89L252 88V90H254ZM262 89H261V90H262ZM40 90H41V89H40ZM40 90H39V91H40ZM123 90H122V91H123ZM142 90H143V89H142ZM155 90H156V88H155ZM170 90H171V89H169V90H167V91H170ZM203 90H204V89H203ZM206 90H210V89L206 88ZM261 90H260V91H261ZM263 90H264V89H263ZM39 91H38V92H39ZM59 91H60V89H59ZM61 91H63V90H61ZM61 91H60V92H61ZM109 91H110V90H109ZM158 91H164V89H163V90H162V89H157L154 93H157V94H158ZM167 91H166V92H167ZM172 91H173V90H171V92H172ZM219 91H220V90H219ZM226 91H228V90H226ZM232 91H233V90H232ZM242 91H243V89H242ZM245 91H246V90H245ZM245 91H244V92H245ZM50 92H51V90H50ZM94 92H95V91H94ZM110 92H111V91H110ZM114 92H115V91H114ZM118 92H117V93H118ZM166 92H165V93H166ZM207 92H208V91H207ZM215 92H216V91H215ZM230 92H231V91H229V93H230ZM236 92H238V91H236ZM239 92H240V91H239ZM239 92H238V93H239ZM244 92H243V93H244ZM46 93H47V92H46V91H43V90H42L40 93H37V92H36V94H40L41 97H46V100H47V99H49L48 97H49L52 93L49 94V95H48V93H47V95H46ZM95 93H96V92H95ZM117 93H116V95H117ZM123 93H124V92H123ZM167 93H168V92H167ZM169 93H170V92H169ZM205 93H206V92H205ZM225 93H226V92H225ZM227 93H228V92H227ZM238 93L235 94V95L238 96ZM246 93H249V92H246ZM252 93H253V92H252ZM260 93L263 94L262 92H260ZM59 94H60V93L55 94L54 96L59 95ZM111 94H113V93H111ZM118 94H119V93H118ZM152 94H153V92H152ZM170 94H172V96L175 95V94H173V93H170ZM202 94H203V93H202ZM202 94H201V95H202ZM261 94L259 95L260 97L262 96ZM52 95H53V94H52ZM101 95H103V94H101ZM104 95H105V94H104ZM106 95H108V94H106ZM106 95H105V97L103 96L104 99L107 98ZM120 95H121V92H120ZM123 95H124V94H123ZM154 95H155V94H154ZM178 95H179V94H178ZM178 95H177V96H178ZM244 95H245V93H244ZM250 95H251V93H250ZM263 95H264V94H263ZM40 96H39V97H40ZM96 96H97V93H96ZM150 96H151V95H150ZM158 96H159V95H158ZM177 96H175V97H177ZM194 96H195V95H194ZM197 96H199V95H197ZM197 96H195V98H196ZM239 96H240V95H239ZM242 96H243V95H242ZM248 96H249V95H248ZM248 96H247V97H248ZM259 96H257V97H259ZM36 97H37V95H36ZM50 97H51V96H50ZM57 97L59 98V96H56V98H57ZM100 97H101V96H100ZM100 97H99V95H98V98H100ZM108 97H110V96L108 95ZM112 97H115V95L113 94ZM130 97H131V96H130ZM151 97H152V96H151ZM156 97H157V96H156ZM185 97H186V96H185ZM192 97H193V96H192ZM234 97H235V96H234ZM247 97H245V98L247 99ZM251 97H252V95L250 96V98H251ZM37 98H38V97H37ZM52 98H53V101H55V102L52 101V102H53V105H54V104L57 105V104H56V98H54V97H52ZM58 98H57V101L59 100ZM101 98H102V97H101ZM101 98H100V99H101ZM188 98H189V97H188ZM188 98H187V99H188ZM250 98H249V100L252 99V98H251V99H250ZM262 98H263V97H261V99H262ZM40 99H41V98H40ZM64 99H66V98H64ZM96 99H97V97H96ZM115 99H118V98L115 97ZM122 99H124V98H122ZM122 99H121L120 101H122ZM126 99H127V97H126ZM126 99H125V101H123V104L126 102ZM130 99H132V98H130ZM183 99H185V98H182V100H183ZM187 99H186V100H187ZM191 99H192V98H191ZM193 99H194V97H193ZM196 99L198 100V97H197ZM196 99L194 100L195 102L197 101ZM240 99H241V97H240ZM49 100H50V99H49ZM49 100H47V101H49ZM51 100H52V99H51ZM91 100H92V99H91ZM91 100H89V102H91ZM98 100H99V99H97V102H98ZM153 100H154V99L151 98L150 101H153ZM155 100H156V98H155ZM155 100H154V101H155ZM189 100H190V98H189ZM189 100H188V101H189ZM200 100H201V99H200ZM259 100H260V99H259ZM263 100H264V98L262 99V101H263ZM94 101H95V100H94ZM104 101H105V100H103L102 102L104 103ZM106 101H107V100H106ZM108 101H111V100L108 99ZM113 101H115L114 98H113ZM117 101H118V100H117ZM202 101H203V100H202ZM262 101H261V102H262ZM50 102H51V101H50ZM52 102H51V103H52ZM204 102H206V101H204ZM204 102H203V103H204ZM228 102H229V101H228ZM243 102H244V101L241 102V105L243 104ZM250 102H251V101H250ZM252 102H253V100H252ZM252 102H251V103H252ZM95 103H96V102H95ZM103 103H102V104H103ZM108 103L110 104V105H109V104H108V105H109L111 108H112L114 105H117V106L119 105V104H117L118 102H112V106H111V102H108ZM114 103H116V104H114ZM121 103H122V102H121ZM153 103H154V102H153ZM155 103H156V101H155ZM235 103H236V102H235ZM244 103H245V102H244ZM257 103H260V102H257ZM257 103H255V104H257ZM92 104H93V103H92ZM113 104H114V105H113ZM200 104H201V106H202V103H200ZM238 104H239V103H238ZM248 104H249V103H248ZM253 104H254V103H253ZM260 104H261V103H260ZM262 104H263V102H262ZM262 104H261V105H262ZM93 105H94V104H93ZM95 105H96V104H95ZM97 105H98V103H97ZM104 105H107V104L105 103ZM104 105H101V106H102L103 108H105ZM125 105H126V104H125ZM203 105L205 106V104H203ZM207 105L210 106L211 104H206V106H207ZM232 105H233V104H232ZM236 105H237V104H236ZM239 105H240V104H239ZM239 105H238V106H239ZM243 105H244V104H243ZM250 105H251V104H250ZM263 105H264V104H263ZM109 106H107V109H108ZM119 106H120V108L123 107V106L121 107V105H119ZM193 106H194V105H193ZM199 106H200V105H199ZM199 106H198V104H197L198 109H199ZM201 106H200V107H201ZM227 106H228V105H227ZM247 106H248V105H246L245 107L247 108ZM257 106H258V105H257ZM81 107H82V106H80V108H81ZM90 107H91V106H90ZM94 107H95V106H94ZM99 107H100V105H99ZM102 107H100L101 110H97V109H96V111H97V112H98V111L101 112V111L103 110ZM110 107H109V108H110ZM233 107H235V105H233ZM233 107H232V108H233ZM241 107H243V106H241ZM245 107H244V108H245ZM255 107H256V106H255ZM255 107H254V108H255ZM259 107H260V106H259ZM262 107H263V106H262ZM2 108H4V107H2ZM88 108H89V107H88ZM95 108H96V107H95ZM97 108H98V107H97ZM100 108H99V109H100ZM136 108H138V107H136ZM193 108H194V107H193ZM202 108H204V107H202ZM232 108H231V109H232ZM235 108H236V107H235ZM235 108H234V109H235ZM246 108H245V110H246ZM249 108H250V107H249ZM251 108H252V107H251ZM257 108H258V107H257ZM68 109L70 110V108H68ZM68 109L66 108V112L68 111ZM115 109L120 110L119 107H118V108H115ZM115 109H114V111H117V110H115ZM204 109H205V111H206L207 109L210 110L211 107H210V109H209V107H208V108L206 107V108H204ZM204 109H203V110H204ZM236 109H237V108H236ZM260 109H261V108H260ZM94 110H95V109H93V111H94ZM110 110H111V109H110ZM193 110H194V109H193ZM195 110H196V108H195ZM208 110H207V112H208ZM239 110H240V109H239ZM239 110H237V111H239ZM253 110H254V109L251 110V111H252L251 113L254 115L255 112H253ZM256 110H257V109H256ZM256 110H255V111H256ZM79 111H84V110H83V109H82V110L80 109V110H78V112H79ZM104 111H106V109H105ZM104 111H103V113H104ZM112 111H113V110H112ZM211 111H212V110H211ZM211 111H210V112H211ZM241 111H244V110L241 109ZM247 111H248V113H249V109H248ZM258 111H259V109H258ZM258 111H256V112H258ZM64 112H65V111H64ZM91 112H92V111H91ZM99 112H98V113H99ZM196 112H197L196 115H198V114H199V113H198L199 110H197ZM230 112H231V111H230ZM245 112H246V111H244V113H245ZM260 112H261V110H260ZM260 112H259V113H260ZM44 113H45V112H42L43 116L45 115ZM71 113H72V110H70V111L68 112V114H71ZM107 113H109V110H107ZM193 113H194V115H195V112H193ZM238 113H239V112H238ZM240 113H241V112H240ZM244 113H243V114H244ZM64 114H67V113H63V114H61V115H64ZM68 114H67V115H68ZM92 114H97V113H92ZM243 114H242V116L244 117V115H246L247 113H245L244 115H243ZM252 114H249L250 116L248 115V117H250V118H252V117L254 118V117H255V118H256V116H257V117L261 116L260 114H259V116H258V113H257L255 116H253ZM261 114H262V112H261ZM61 115H59V116L61 117ZM67 115H64L65 118H66ZM101 115H102V114H101ZM103 115H104V114H103ZM105 115H106V114H105ZM164 115H165V114H164ZM40 116H41V115H40ZM45 116H46V115H45ZM59 116H57V117H59ZM98 116H99V115H98ZM137 116H138V115H137ZM178 116H179V115H178ZM239 116H240V115H239ZM251 116H252V117H251ZM60 117H59V118H60ZM69 117H70V115L67 117V118H68V121L70 122L71 120L69 119ZM191 117H192V115H191ZM246 117H247V115H246ZM246 117H244V120L246 119ZM248 117H247V118H248ZM41 118H43V117H41ZM45 118H46V117H45ZM45 118H43V119H45ZM61 118H62V117H61ZM63 118H64V117H63ZM63 118H62V120H63ZM65 118H64V120L66 121L65 123H67V120H66ZM97 118L100 119V117H97ZM97 118H96V120H97ZM104 118H105V117H104ZM241 118H242V117H241ZM255 118L253 119V122H251V121H252L251 119H248L247 122H251V123H249L250 125L247 123V124L249 125V127H250L251 124L254 123V122H255L254 124H256V121H258V123H259V121H260V122H263V121H264V120L261 121L262 119H264L263 116H262V119H258V120L256 119V120H255ZM56 119H57V118H56ZM71 119H72V118H71ZM162 119H163V118H162ZM170 119H171V118H170ZM186 119H187V118H186ZM189 119H190V118H189ZM54 120H55V118H54ZM62 120H61V121H62ZM153 120H154V118H153ZM168 120H169V119H168ZM184 120H185V119H183V121H184ZM223 120H224V119H223ZM225 120H227V119L225 118ZM225 120L223 121V123L225 122ZM246 120H247V119H246ZM249 120H250V121H249ZM254 120H255V121H254ZM47 121H49L48 118H47L46 122H47ZM148 121H149V120H148ZM165 121H166V122H165ZM170 121H171V120H170ZM183 121H182V122H183ZM63 122H64V121H63ZM72 122H73V119H72ZM152 122H153V121H152ZM152 122H148V123H150V125H151ZM168 122H169V121H168ZM186 122H188V121H186ZM202 122H203V121H202ZM202 122H201V123H202ZM205 122H206V121H205ZM208 122H209V121H208ZM242 122H243V119H242ZM245 122H246V121H245ZM162 123H163V122H162ZM164 123H167V120H166V119L164 120ZM164 123H163V124H164ZM209 123H210V122H209ZM212 123H213V122H212ZM212 123H211V124H212ZM227 123H228V122L225 123L226 126H227L228 124L230 125V122H229L228 124H227ZM72 124H74V123H72ZM168 124L170 125V123H168ZM168 124H166V125L168 126ZM180 124H181V123H180ZM204 124H205V123H204ZM254 124H253V125H254ZM259 124H260V123H259ZM261 124L263 125L264 122L261 123ZM67 125H68V124H67ZM120 125H123V124H120ZM182 125H183V124H182ZM182 125H181V126H182ZM185 125H186V123H185ZM188 125H189V124H188ZM207 125H208V124H207ZM216 125H217V124H216ZM223 125H224V124H223ZM229 125H228V126H229ZM256 125H257V124H256ZM262 125H261V126H262ZM123 126H124V125H123ZM167 126H166V127H167ZM205 126H206V125H205ZM212 126H214V124H213ZM212 126H211V127H212ZM224 126H225V125H224ZM226 126H225V127H226ZM228 126H227V128H228ZM233 126H234V125H232V128H233ZM235 126H236V125H235ZM261 126H257V127H258V130H254V131H257V133H260L259 131L261 130V132H263V131H264V128H262V127H263L264 125H263L262 127H261ZM14 127H17V128H18V126H14ZM14 127H13V128H14ZM69 127H70V125H69ZM98 127H99V126H98ZM158 127H159V126H158ZM158 127H157V128H158ZM161 127H162V126L160 125V128H161ZM163 127H164V129H162V128H161V129L165 131V124H164ZM183 127H184V126H182V128H181V127H180V128L178 127L179 129H182V130L179 131V132H178L179 129L176 130V131L178 132V133H177L178 135L181 134L180 132H182V134L185 132V131H183V130H185V127H186V126L184 127V129H183ZM188 127H189V126H188ZM240 127H242V126H240ZM243 127H244V126H243ZM247 127H248V126H247ZM252 127H254V126H252ZM252 127H251V128H252ZM257 127H256V129H257ZM260 127H261V129L259 130ZM17 128H14V131H15V129H17ZM70 128H71V127H70ZM103 128H104V127H103ZM103 128H102V129H103ZM157 128L154 129V130H155V131L153 132L154 134L157 132V130H156ZM186 128H187V127H186ZM191 128L194 130L195 127H194V128L191 127ZM200 128H201V127H200ZM19 129H20V128H19ZM19 129H17V131H18ZM95 129H96V128H95ZM98 129H100V128H98ZM192 129H191V131H190L189 128H188V130L190 131L189 134L193 131ZM228 129H231V128L229 127ZM253 129H255V127H254ZM2 130H3V128H2ZM4 130H5V128H4ZM4 130H3V131H4ZM20 130H21V129H20ZM103 130H104V129H103ZM195 130H196V129H195ZM195 130H194V131H195ZM212 130H213V129H212ZM236 130L239 131L238 128L235 129V130H234V128H233V131H236ZM248 130H249V129H248ZM262 130H263V131H262ZM101 131H102V130H101ZM158 131H160V130H158ZM173 131H174V130H173ZM194 131H193V132H194ZM249 131H250V130H249ZM252 131H253V130H252ZM5 132H6V130H5ZM5 132H4V133H5ZM102 132H103V131H102ZM104 132H106V131L104 130ZM127 132H128V131H127ZM160 132H161V131H160ZM187 132H188V131H187ZM193 132H192V133H193ZM153 133H152L151 135H150V134H149V135H150L151 137H153V136H152ZM172 133H174V132H171V134H172ZM254 133H255V132H254ZM263 133H264V132H263ZM263 133H262V134H263ZM130 134H131V133H130ZM171 134H170V136H169V139H170V137H172ZM174 134H176V132H175ZM184 134H185V133H184ZM38 135H39V134H38ZM42 135H43V134H42ZM149 135H148V136H149ZM167 135H168V134H167ZM190 135H191V134H190ZM190 135H189V137H190ZM192 135H194V133H193ZM195 135H196V134H195ZM195 135H194V136H195ZM263 135H264V134H263ZM263 135L260 136V134H259L258 136L262 137ZM127 136H128V135H127ZM135 136H136V135H135ZM135 136H134V137H135ZM158 136H159V135H158ZM160 136H161V135H160ZM173 136H174V135H173ZM175 136H176V135H175ZM40 137H41V135H40ZM145 137H146V135H145ZM145 137L143 136V137H141V138H143L144 141H147V140H146L147 137H146V138H145ZM151 137H150V138H151ZM167 137H168V136H167ZM126 138H127V137H126ZM132 138H133V137H132ZM141 138H139V139H141ZM156 138H157V136H156ZM156 138H155V139H156ZM43 139H45V136H44ZM147 139H148V138H147ZM158 139H159V137H158ZM262 139H263V138H262ZM141 140H142V139H141ZM161 140H162V139H161ZM161 140H160V141H161ZM43 141H44V140H43ZM138 141H139V140H138ZM150 141H151V140H150ZM153 141H154V139H153ZM153 141H152V142H153ZM166 141H167V140H166ZM142 142H143V141H141V142L139 141V143H141V145H142ZM152 142H151V143H152ZM172 142H174V141H172ZM263 142H264V140H263ZM153 143H156V141H154ZM157 143H160V142L157 141ZM174 143H175V142H174ZM176 143H177V142H176ZM176 143H175L174 145L171 144V146H173L174 149L177 147V146H176ZM101 144H102V142H101ZM160 144H161V143H160ZM177 144H178V143H177ZM181 144H182V143H181ZM102 145H103V144H102ZM151 145H152V144H151ZM179 145H180V144H179ZM184 145H185V144H184ZM207 145H208V144H207ZM259 145H261V144H259ZM138 146H139V145H138ZM138 146H136V147H138ZM153 146H154V144H153ZM153 146H152V147H153ZM155 146H156V145H155ZM174 146H176V147H174ZM257 146H258V145H257ZM139 147H140V146H139ZM146 147H147V146H146ZM148 147H150L149 149H150V152H151L152 147H151V146H148ZM210 147H212V146H210ZM0 148H1V147H0ZM98 148H99V147H98ZM154 148H155V147H154ZM170 148H171V147H170ZM185 148H186V147H185ZM1 149L4 150L3 148H1ZM139 149H141V151H143V150L145 151V149H143V148H139ZM142 149H143V150H142ZM178 149H180L179 146H178ZM2 150H1V152H2ZM18 150H19V149H18ZM158 150H160V149H158ZM158 150H156V151H158ZM5 151H7V150L5 149ZM5 151H4V153H3L4 155H5V153L8 152V151H7V152H5ZM134 151H135V149H134ZM136 151H139V150H136ZM144 151H143V152H144ZM16 152H17V151H16ZM150 152H148V153H150ZM152 152L155 153L154 149L152 150ZM159 152H161V150H160ZM184 152H187V151H184ZM263 152H264V151H263ZM8 153H9V152H8ZM8 153H7V157H8ZM24 153H26V152L24 151ZM140 153H141V152H140ZM145 153H146V156H147L148 153H147L146 151H145ZM11 154H13V153H11ZM18 154H19V153H18ZM20 154H21V153H20ZM152 154H153V153H152ZM152 154H149V155H152ZM156 154H157V153H156ZM256 154H257V153H256ZM261 154H263V153L261 152ZM0 155H1V154H0ZM22 155H23V154H22ZM154 155H155V154H154ZM154 155H153V156H154ZM157 155H158V154H157ZM224 155H225V154H224ZM158 156H159V155H158ZM220 156H221V154H220L218 157H220ZM222 156H223V155H222ZM260 156H262V155H260ZM263 156H264V154H263ZM5 157H6V155L4 156V158H5ZM7 157L5 158L6 161H7V159H8L9 157H13V156H9L8 158H7ZM155 157H156V156H155ZM187 157H188V159H189V156H187ZM191 157H193V156H191ZM191 157H190V158H191ZM252 157H253V156H252ZM255 157H256V156H254V158H255ZM62 158H63V157H62ZM62 158H61V159H62ZM146 158H147V157H146ZM222 158H225V157L223 156ZM222 158L220 157V159H222ZM5 159H4V160H5ZM154 159L159 160L158 157H156V158H154ZM188 159H186V160H188ZM193 159H194V158H193ZM193 159H191V160H193ZM220 159H219V160H220ZM229 159H230V158H229ZM236 159H237V158H235V161H237ZM13 160H14V159H13ZM150 160H151V159H150ZM191 160H188V162H190ZM203 160H204V159H203ZM205 160H207V159H205ZM205 160H204V161H205ZM208 160H209V159H208ZM219 160H218V161H219ZM222 160H223V159H222ZM230 160H231V159H230ZM230 160H229V161H230ZM8 161H9V160H8ZM146 161H147V159H146ZM175 161H176V160H175ZM175 161H173V162H175ZM183 161H184V160H183ZM183 161L181 160V163H182ZM201 161H202V160H201ZM212 161H213V160H212ZM227 161H228V160H227ZM3 162H4V161L2 160V165L0 166V168H2V167L5 166V165H3ZM13 162H14V161H13ZM151 162H152V161H150V163H151ZM158 162H160V160H159ZM176 162H177V161H176ZM176 162H175V164H176ZM179 162H180V161H179ZM194 162H195V159H194ZM194 162H193V163H194ZM208 162H209V163H213V162H214V163H216L217 165H218V164H219V165H222L220 162H219V163L216 162V160L213 161V162L207 161L206 164H208ZM232 162H233V164H234V161H231V163H232ZM249 162H253V161H249ZM256 162H257V161H256ZM142 163H143V162H142ZM145 163H146V162H145ZM145 163L142 164V165H146L145 167H144V166H143V167H144L145 169L148 170L149 167L147 166V164L149 165V162H148L147 164H145ZM152 163H153V162H152ZM190 163H191V165H193L192 161H191ZM190 163H189V164H190ZM201 163L203 164V161H202ZM245 163H248V161H246ZM253 163H254V162H253ZM258 163H259V162H258ZM8 164H9V163L6 162V165H8ZM175 164H174L173 167L176 168L177 165L175 166ZM179 164H180V163H179ZM183 164H184V163H183ZM186 164H187V162H186ZM189 164H187V165H189ZM195 164H197V162H195ZM198 164L200 165V163H198ZM202 164H201V165H202ZM236 164H237V163H236ZM243 164H244V163H243ZM199 165H197V167H198ZM209 165H211V164H209ZM217 165H216V166H217ZM219 165H218V167H219ZM245 165H246V164H245ZM250 165H251L250 168L252 169V167H255L257 164L254 166V165H252V163H250ZM260 165H262V164H260ZM180 166H182V164H180ZM184 166H186V165H183V167H184ZM204 166H205V167L207 166V165H205V162H204V165L202 166V168H203ZM216 166H215V164H214V167H216ZM247 166L249 167V164H247ZM12 167H13V166H12ZM150 167H151V166H150ZM153 167H154V166H153ZM156 167H157V164H156ZM156 167H154L155 169L153 168V169L155 170V171H153V172H156V171H157V170H156ZM159 167H160V166H159V164H158L157 169H158ZM183 167H182V168H183ZM209 167H210V169H211V167H213V165H211V166H209ZM218 167H217V169H218ZM221 167H222V166H221ZM221 167H220V168H221ZM262 167H263V168H262V170H263V169H264V166H262ZM10 168H11V167H10ZM151 168H152V167H151ZM178 168H180V167L178 166ZM182 168H181V169H182ZM184 168H185V167H184ZM184 168H183V169H184ZM190 168H192V167H189V169H190ZM194 168H195V167H194ZM198 168H199V167H198ZM202 168H200L199 171H201ZM207 168H208V167H207ZM220 168L218 169V170H219V173H220V170H221V172H224V170L222 171V169H220ZM223 168H224V167H223ZM243 168H244V166L242 167L241 172L243 173V175H245L248 171H246V173H245V168H246V167H245L244 169H243ZM258 168H259V167H257V169H258ZM260 168H261V167H260ZM159 169H160V168H159ZM187 169H188V168H187ZM192 169H193V168H192ZM208 169H209V168H208ZM208 169H207V170H208ZM210 169H209V170H210ZM212 169H213V168H212ZM214 169H215V168H214ZM217 169H216V171L218 172ZM224 169H225V168H224ZM247 169H248V168H247ZM251 169H250V170H251ZM190 170H191V169H190ZM242 170H243L244 172H243ZM252 170H253V169H252ZM254 170H256V168H255ZM254 170H253V171H254ZM100 171H101V170H100ZM159 171H160V170H159ZM203 171H204V170H203ZM203 171H202V172H203ZM205 171H206V168H205ZM260 171H261V170H260ZM153 172H152V173H153ZM262 172H264V170H263ZM159 173H160V172H159ZM165 173H166V172H165ZM165 173H164V174H165ZM167 173H169V172H167ZM171 173H172V172H171ZM244 173H245V174H244ZM123 174H124V173H123ZM154 174H155V173H153V175H154ZM126 175H127V173H126ZM129 175H130V173H129ZM129 175L125 176L126 180H128L127 178H128ZM153 175H152V176H153ZM156 175H158V174H156ZM246 175H247V177H249L251 174L249 175V172H248V174H246ZM246 175H245V176H246ZM1 176H2V175L0 174V177H1ZM130 176H131V175H130ZM130 176H129V178H130ZM154 176H155V175H154ZM150 177H151V176H150ZM172 177H173V176H172ZM172 177H170V179H171ZM247 177H246V178H247ZM250 177L252 178L253 176H250ZM250 177H249V178H250ZM153 178H154V177H153ZM153 178H152V179L150 178V179H151V180H150V181H151V183H150L151 185H152V180H153ZM155 178H157V177H155ZM155 178H154V180L156 181L157 179H155ZM182 179H183V178H182ZM182 179L180 180L181 183H182ZM154 180H153V181H154ZM204 180H205V178L202 179V183H203ZM147 181H148V180H147ZM147 181H146V182H147ZM170 181H172V180H170ZM178 181H179V180H178ZM185 181H187V180L185 179L184 182H185ZM200 181H201V180H200ZM200 181H199V182H200ZM156 182H158V181H156ZM206 182H207V181H206ZM229 182H230V181H229ZM256 182H258V181H256ZM259 182H260V181H259ZM181 183H177V184L179 185V184H181ZM188 183H189V182H188ZM188 183H187V184H188ZM224 183H228V181H225ZM260 183H261V184H264V182H263V183L260 182ZM154 184H155V183L153 182V185H154ZM156 184H157V183H156ZM156 184H155V185H156ZM172 184H173V185H172ZM172 184H171V185L177 187V189L180 188V187H178L177 185H175V184H176L175 182H172ZM182 184H183V183H182ZM208 184H209V183H208ZM255 184H256V183H255ZM261 184H259V186H260ZM144 185H145V184H144ZM153 185H152V186H153ZM169 185H170V184H169ZM199 185H200V184H198V185L196 184L195 186H199ZM203 185H206V183L204 182ZM203 185H200V186L202 187ZM222 185H224V184H222ZM225 185H226V184H225ZM229 185H231V184H229ZM257 185H258V184H257ZM146 186H147V185H146ZM157 186H158V185H157ZM157 186H156V187H157ZM182 186H184V184H183ZM208 186H210V185H207V186H206V190L209 189ZM235 186H236V185H235ZM259 186H258V187H259ZM261 186H262V185H261ZM63 187H64V186H63ZM124 187H125V185H124ZM186 187H187V185H186ZM186 187L184 186L183 188H185L184 190L187 191ZM189 187H191V186H188V188H189ZM204 187H205V186H204ZM204 187H203V188H204ZM226 187H228V184H227ZM236 187H237V186H236ZM236 187H235V188H236ZM251 187H252V186H251ZM125 188H126V187H125ZM125 188L122 190V191H123V194H124V190H125ZM183 188L181 187L180 189H178V191L181 192V189H183ZM194 188H195V187H194ZM207 188H208V189H207ZM219 188H220V187H219ZM232 188H233L232 190H231L230 188H229L228 190H231L233 193H235V192H234V190H235V189H234V186H233ZM255 188H257V186H256ZM262 188H264V186H263ZM67 189H68V188H67ZM121 189H122V188H121ZM236 189H237V188H236ZM238 189L241 190V188H238ZM260 189H261V187H260ZM260 189H259V190H260ZM70 190H71V189H70ZM135 190H136V189H135ZM240 190H239V191H240ZM125 191H127V189H126ZM182 191H183V190H182ZM186 191H185V192H186ZM203 191H204V190H203ZM219 191H220V193H224V191H223V192H221V190H219ZM225 191H226V190H225ZM235 191H236V190H235ZM243 191H244V190H243ZM263 191H264V190H263ZM263 191H260L261 194H262ZM187 192H188V191H187ZM226 192H227V191H226ZM236 192H238V191H236ZM246 192H247V191H245V193H246ZM248 192H250V191H248ZM125 193L127 194V192H125ZM183 193H184V192H183ZM183 193H181V196H179V194H178V195H177V198H178V199H181L182 197L186 198L185 196H182ZM227 193H228V192H227ZM240 193H244V192L241 191ZM250 193H251V192H250ZM250 193H248V194L250 195ZM263 193H264V192H263ZM123 194H122V195H123ZM171 194H172V193H171ZM173 194H174V192H173ZM184 194L187 195V193H184ZM190 194H191V193H190ZM192 194H193V193H192ZM246 194H247V193H246ZM169 195H170V193H169ZM174 195H175V196L172 195L173 198H174V197L176 198V194H174ZM228 195H230V194H228ZM240 195H241V194H240ZM249 195H248V196H249ZM252 195H253V194H251V196H252ZM70 196H71V195H70ZM188 196H189V195H188ZM223 196H224V194H223ZM226 196H227V195H225V197H226ZM237 196H238V195H237ZM254 196H255V195H254ZM254 196H252V197L254 198ZM169 197H170V196H169ZM194 197H196V196H194ZM221 197H222V196H221ZM227 197H228V196H227ZM234 197H235V196H234ZM238 197H239V196H238ZM249 197H250V196H249ZM249 197H247V198H249ZM252 197H251V198H252ZM256 197H258V196H256ZM120 198H121V199H122V198L125 199V194H124V197L122 196V197H120ZM175 198H174V199H175ZM177 198H176L177 201H175V202H177V204H178V203L180 204L181 202H179L180 200L178 201ZM235 198H236V197H235ZM235 198H234V200H235ZM253 198H252V199H253ZM124 199H123V200H124ZM193 199H194V198H193ZM196 199H197V198H195V200H196ZM255 199H257V200H256L257 202H258V200H260L259 197H258V198H255ZM255 199H254V200H255ZM171 200H172V198H171ZM195 200H193V201L196 202L197 200H196V201H195ZM218 200H219V199H218ZM236 200H237V199H236ZM241 200H242V198H241ZM246 200H247V199H246ZM246 200H243V202L246 201ZM248 200H249V199H248ZM254 200H253V201H254ZM251 201H252V200H251ZM251 201H250V202H251ZM256 201H255V202H256ZM262 201H263V200H262ZM173 202H174V201L172 200V201H171V206H172ZM175 202H174L173 206L176 204ZM189 202H190V201H189ZM189 202H188V203H189ZM239 202H240V201H239ZM239 202H238V203H239ZM246 202H247V201H246ZM257 202H256V203H257ZM55 203H56V202H55ZM182 203H183V202H182ZM196 203H197V202H196ZM248 203H249V202H248ZM256 203H255V204H256ZM185 204H186V203H185ZM202 204H203V203H202ZM242 204H243V203H242ZM242 204H240V206H241ZM244 204L247 205L245 202H244ZM249 204H251V203H249ZM249 204H248L247 206H249L250 208H249V207H246V208H245L246 210H244V211H246V215H245V216H247V214H248V210H247V208H249V210L252 208L251 210H253V207L256 206V205L254 204V202L252 203V204H254V206H253L252 204H251L252 206L249 205ZM260 204H261V203H260ZM53 205H54V204H53ZM132 205H133V204H132ZM132 205H131V207H132ZM218 205H219V203H218ZM257 205H258L257 207H259V203H258ZM263 205H264V204H263ZM182 206H184V205L182 204ZM185 206H186V205H185ZM188 206H189V205H188ZM197 206H198V205H197ZM197 206L195 205L196 208H197ZM203 206H204V205H202V207H203ZM174 207H175V206H174ZM218 207H219V206H218ZM135 208H136V207H134V209H135ZM171 208H173V207H171ZM188 208H189V207H188ZM192 208H193V206H192ZM196 208H195V210H196ZM205 208H206V207H204V209H205ZM214 208H215V207H214ZM219 208H220V210H221L222 207L220 206ZM219 208H218V209H219ZM190 209H191V207H190L189 209H187V211L189 212V214L191 213V212L189 211ZM198 209H199V208H198ZM198 209H197V210H198ZM259 209H260V208H259ZM259 209H258V210H259ZM263 209H264V208H263ZM263 209H261L260 212H261ZM136 210H137V208H136ZM136 210H134V212H135ZM173 210H174V209H173ZM173 210L171 209L172 212H173ZM175 210H176V211H175ZM175 210H174V211H175V213H176V212H178V210H180V209H176V208H175ZM181 210H182V209H181ZM197 210H196V212L199 211V210H198V211H197ZM210 210H213V211H214V209H212V208H211ZM216 210H217V208L215 209V211H216ZM220 210H219V211H220ZM242 210H243V209L241 208V211H242ZM182 211H184V210H182ZM187 211H186V212H187ZM222 211H223V210H222ZM222 211H220V212L222 213ZM244 211H243V212H244ZM255 211H256V209H255ZM255 211H253V212H255ZM186 212H184V213H186ZM216 212H217L216 215L218 216V214H219V216H220V212H218V210H217ZM249 212H250V211H249ZM251 212H252V211H251ZM256 212H257V211H256ZM136 213H138V211H136ZM198 213H199V212H198ZM200 213H201V212H200ZM200 213H199V214H200ZM262 213H263V212H262ZM172 214H173V213H172ZM180 214H181V211L179 212V215H180ZM182 214H183V213H182ZM182 214H181V215H182ZM187 214H188V213H187ZM203 214H206V215H207L208 213H206V212H205V213H202L201 216H202ZM213 214H214V213H213ZM244 214H245V212L243 213L242 218L245 217ZM253 214H254V213H253ZM258 214H260V213L258 212ZM175 215H177V214H174L173 217H175V219H177V220L181 217V215H180V216H177V217H176ZM241 215H242V214H241ZM255 215H256V213H255ZM260 215H262V214H260ZM182 216H183V220L185 221V218H186V217L184 218V214H183ZM186 216L189 217V215H186ZM191 216H192V214H191ZM191 216H190V217H191ZM203 216H204V215H203ZM219 216H218V217H219ZM221 216H222V214H221ZM221 216H220V217H221ZM248 216H249V214H248ZM263 216H264V214H263ZM103 217H104V215H103ZM103 217H102V218H103ZM178 217H179V218H178ZM190 217H189V219H190ZM197 217H198V216H197ZM206 217H207V216H206ZM206 217H205V216H204V217H201V219L206 218ZM208 217H209V216H208ZM211 217H212V216H211ZM220 217H219V218H220ZM253 217H255V216H253ZM253 217H251V218H253ZM258 217H259V216H258ZM258 217H257V218H258ZM102 218L100 217V219H102ZM181 218H182V217H181ZM198 218H200V217H198ZM214 218H215V217H213V221H215ZM255 218H256V217H255ZM263 218H264V217H263ZM117 219H118V218H117ZM117 219H116V220H117ZM175 219H174V220H175ZM187 219H188V218H187ZM193 219H194V218H193ZM193 219H192V220H191V219H190V220H186V221H189V222H190V221H191V222L193 221V222H195ZM201 219H199V222H201V221H200ZM206 219H207V218H206ZM206 219H204V220L206 221ZM211 219H212V218H211ZM243 219L245 220L246 218H243ZM247 219H248V218H247ZM247 219H246V220H247ZM259 219H260V218H259ZM121 220H122L123 223H124L125 221H127V220H125L124 218H123V219H122V218L119 219V221H121ZM123 220H124V221H123ZM181 220H182V219H181ZM181 220H180V221H181ZM183 220H182V221H183ZM204 220H203V221H204ZM217 220H218V219H217ZM244 220H243L242 224L246 221V220H245V221H244ZM166 221H167V220H165V222H166ZM180 221L178 220L176 223H178V225H179V224H180V223H179ZM186 221L184 222V224L186 223ZM205 221H204V222H205ZM117 222H118V221H117ZM117 222H115V223L118 224V225L120 224L121 226H123L121 223H117ZM156 222H158L159 224L162 223L161 221H160V222H159V221H156ZM167 222H168V221H167ZM174 222H175V221H174ZM189 222H188V223H189ZM193 222H192V223H193ZM246 222H247V221H246ZM256 222H257V221H256ZM263 222H264V220H263ZM176 223H174V224L177 225ZM182 223H183V222H181V224H182ZM197 223H198V222H197ZM206 223L209 224V222H207V221H206ZM206 223H204V224H206ZM214 223H217V222H213V224L210 223V224H212L211 227H212V226H215ZM219 223H220V222H219ZM116 224H115V225H116ZM124 224H126V222H125ZM150 224H152V222H151ZM150 224H149V226H148V228H147L148 234H149L150 232L154 231V225H155V230L157 229V225L159 226V224H154V225H153V224L150 225ZM186 224H187V223H186ZM208 224H207V226H208ZM210 224H209V225H210ZM112 225H113V224H112ZM115 225H114V228H115L116 230H118L120 225H119V226H118V225L115 226ZM126 225H127V224H126ZM126 225H124V226H126ZM161 225H162V224H161ZM161 225H160V228H161ZM192 225H193V224H192ZM198 225H199V224H198ZM228 225H229V224H228ZM244 225H245V224H244ZM244 225H243V227H242V231H243L244 229H245V230L247 229ZM249 225H251V224H249ZM261 225H262V224H261ZM108 226H111V225H108ZM127 226H128V225H127ZM152 226H153V227H152ZM172 226H173V225H172ZM172 226H170L169 229H170ZM189 226H191V225L189 224ZM193 226H194V225H193ZM196 226H197V225H196ZM203 226H204V225H203ZM205 226H206V225H205ZM207 226H206V229H207ZM218 226H219V224H218ZM230 226H231V225H230ZM230 226H229V228H230ZM247 226H248V225H247ZM106 227H107V226H106ZM162 227H163V226H162ZM174 227H175V226H174ZM174 227H173V228H174ZM178 227H179V226H178ZM180 227H181V226H180ZM182 227H184V226L182 225ZM182 227H181V228H182ZM186 227H187V226H186ZM222 227H223V225L221 226V229H223ZM231 227H233V226H231ZM244 227H245V228H244ZM175 228H177V227H175ZM181 228H179V229H181ZM208 228H210V227H208ZM212 228H214V227H212ZM215 228H218V227H215ZM215 228H214V229H215ZM227 228H228V227H227ZM243 228H244V229H243ZM120 229H121V228H120ZM120 229H119V230H120ZM177 229H178V228H177ZM191 229H192V228H190V230H191ZM199 229H200V227H199ZM233 229H234V228H233ZM111 230H112V227H111L110 229H108V227H107V231H106V230H105V231L108 232V233H110V232L115 233L114 231H111ZM173 230H174V229H173ZM182 230H183V229H182ZM182 230H181V231H182ZM215 230H216V229H215ZM218 230H219V228H218ZM218 230H216V231H218ZM224 230H225V233H224V234H226V232L230 231L231 228H230V230H228V231H227V229H224ZM245 230H244V232H246V233L250 232L248 229H247L248 232L245 231ZM120 231H121V230H120ZM156 231H157V230H156ZM170 231H172V228L170 229ZM170 231H168L167 229H166V230H165V229H164V230L160 229V231L157 232V234H158V236H160V237L165 236V237L167 238V236H170V237L172 238L171 243L168 245V246H171V247H169L168 249L170 250V248H171L170 251H172V250H173L172 248L175 247V245H174L172 242L175 241V240L178 239V238H177V237L175 238V235L172 234ZM188 231H189V230H188ZM204 231H205V229H204ZM232 231H233V230H232ZM182 232H183V231H182ZM185 232H186V231H185ZM185 232H183V233L185 234ZM219 232H220V231H219ZM261 232H262V231H261ZM113 233H110V234H113ZM123 233H124V232H123ZM128 233H129V234H133V232H132L131 230H128L126 234H128ZM173 233H174V232H173ZM183 233H182V234H183ZM196 233H197V234H196ZM229 233H230V232H229ZM259 233H260V231H259ZM263 233H264V231H263ZM150 234H152V236L156 237L155 239H158V241H159V238H157V236H156L157 234H156V235H153V233H150ZM150 234H149V235L146 234V229H143V231H141L140 228H139V229L137 230V232H136V234H135V238H134V239L136 240V248L138 247L139 249H142V247H144V245H145V244H144V239H143V238H146V237H145L146 235H147V236H150ZM154 234H155V233H154ZM184 234H183V235H184ZM186 234H187V235H185L186 241H188L189 238L191 239V238L194 237V238L196 239V238L199 237L198 232H194V230H191L190 232H188V233H186ZM199 234H200V233H199ZM243 234H244V233H243ZM251 234H252V232H251ZM251 234H250L249 236H250V237H253L254 235L252 236ZM144 235H145V236H144ZM171 235H172V236H171ZM183 235H180V236H182V237H181V243H183V241H184V240H182V238L184 239V236H183ZM200 235H201V234H200ZM202 235H203V234H202ZM244 235H245V234H244ZM109 236H110V235H109ZM177 236H178V235H177ZM180 236H178V237H180ZM186 236H187V237H186ZM236 236H237V235H236ZM236 236H235V240H236V241L238 240L237 242H239L240 239H241L242 237L240 236V239H238V238H236ZM242 236H243V235H242ZM261 236H262V235H261ZM165 237H163V238H165ZM202 237H203V236H202ZM238 237H239V235H238ZM243 237H244V236H243ZM245 237H246V235H245ZM101 238H102V236H101ZM174 238H175V239H174ZM247 238H248V237H247ZM102 239H104V237H103ZM111 239H112V237H111ZM155 239L152 240V241H149V242H150V244H149L150 246H152V245H153V247L156 246V245L153 244V241H155ZM173 239H174V240H173ZM179 239H180V238H179ZM190 239H189V240H190ZM201 239H202V238H201ZM201 239H200V240H201ZM242 239H243V238H242ZM242 239H241V241H242ZM196 240H197V239H196ZM200 240H199V241H200ZM202 240H203V239H202ZM235 240H234V241H235ZM243 240H245V238H244ZM263 240H264V239H263ZM103 241L105 242V240H103ZM103 241H102V243H103ZM158 241H157V242H158ZM205 241H206V240H205ZM226 241H227V239H226ZM232 241H233V240H232ZM106 242H108V241L106 240ZM109 242H110V244H109V246H110V245H112L113 240H112V243H111V241H109ZM109 242H108V243H109ZM164 242H165V241H164ZM176 242H178V241L176 240ZM223 242L226 243V242H225V239L223 240ZM228 242H229V241H228ZM237 242H236V243L233 242V243H234V244H237ZM245 242H246V240H245ZM247 242H248V240H247ZM253 242H255V240H254ZM102 243H101V245H102ZM119 243H120L119 245L121 246L122 241L119 242ZM145 243H146V242H145ZM158 243L161 244V240H160V242H158ZM158 243H157V246H158ZM203 243H204V242H203ZM221 243H222V242H221ZM229 243H230V242H229ZM229 243H227V244L229 245ZM239 243H240V242H239ZM250 243H251V242H250ZM250 243H249V244H250ZM256 243H257V242H255V244H256ZM47 244H50V243H47ZM104 244H105V243H104ZM104 244H103V245H104ZM116 244H117V243H115V246H116ZM151 244H152V245H151ZM160 244H159V246H160ZM171 244L174 245V247H173ZM199 244H200V243H199ZM231 244H232V243H230V245H231ZM249 244H246V245H249ZM50 245H51V244H50ZM106 245H107V246H106ZM117 245H118V244H117ZM225 245H226V244H225ZM241 245H242V243H241ZM241 245H239V246H241ZM251 245H253V244H251ZM257 245H258V244H257ZM53 246H54V244H53ZM97 246H98V245H97ZM150 246H149V248H151ZM163 246H164V245H163ZM180 246H181V245H180ZM180 246H179V249H180V251H181V247H180ZM221 246L223 247L222 244H221ZM231 246H232V245H231ZM261 246H262V245H261ZM103 247H104V248H102V246H101V247L99 246V248H102L101 250L99 249L101 252L107 250L106 248L108 247V244H105V246H103ZM111 247H112V246H111ZM133 247H134V245H132L131 247H130V246H124V247H122V248H123V251H122L123 256H125V255H124L125 253H126V254L129 253L130 250L133 249ZM153 247H152V248H153ZM166 247H167V246H166ZM201 247H202V248H205L204 245H203V246L201 245ZM208 247H209V246L206 247V251L203 250L204 253H202V248H201V251H200L205 257H206V255H207V253H208V251H207V250H208ZM226 247H227V246H226ZM241 247H243V246H241ZM108 248H109V247H108ZM138 248H137V249H138ZM212 248H213V246L210 247V250H209V253H210V254H212V253L214 254V251H215V249H216V247L213 248V249H212ZM224 248H225V247H224ZM224 248H221V249H224ZM239 248H240V247H239ZM250 248H252V247L250 246ZM258 248H259V247H258ZM111 249H112V248H111ZM128 249H129V250H128ZM154 249H155V248H154ZM156 249H158V248H156ZM156 249H155L154 251H156ZM161 249H162V248H161ZM164 249H165V248H164ZM221 249H220V250H221ZM96 250H98V249H96ZM121 250H122V249H121ZM121 250H120V251H121ZM142 250H143V249H142ZM149 250H150V252L152 251V249H149ZM176 250H178V249H176ZM187 250H189V249H187ZM225 250H227V249H225ZM225 250H224V251H225ZM235 250H236V249H235ZM235 250H232V251L235 252ZM252 250H255V249H252ZM259 250H260V249H259ZM42 251H43V250H42ZM108 251H109V250H108ZM108 251H107V252H108ZM111 251H112V250H111ZM143 251H144V250H143ZM146 251H148V250H146ZM190 251H192V250H191V249L189 250V253L192 255V257H190V259H191V258H194V256H193L192 252H190ZM198 251H199V250H198ZM198 251H196V253H198ZM222 251H223V250H222ZM229 251H230V250H229ZM238 251H240V249H239ZM241 251H242V250H241ZM250 251H251V250H250ZM250 251H249V253H251V254L247 253V251H246V252H245V251H244V252L242 251V252L245 253V254H246V253L249 254L250 259H248L247 257H245V258L243 259L242 254L240 255L241 252H240V253L238 252L239 254H238V253L236 254V252H235V254L232 255V252L230 251V252H231V255H229V256H233L235 260H239V261L243 259V261H241V262H243V264H257V263H259V264L262 263V264H263V263H264L263 256L260 255V256L262 257V258L260 257V259H261V260H260L259 258H257L258 255L256 254L257 257H256V256H255V257L258 259V260H256L255 257H252V254H253L252 252H255V251H251V252H250ZM261 251H262V250H261ZM43 252H44V251H43ZM43 252H41V253H43ZM51 252H52V251H51ZM98 252H99V251H97V253H98ZM105 252H106V251H105ZM118 252H119V251H118ZM152 252H153V251H152ZM157 252H158V251H157ZM164 252H165V251H164ZM164 252L162 251V253H164ZM166 252H167V249H166ZM166 252H165V253H166ZM173 252H174V251H172V253H173ZM187 252H188V251H187ZM200 252H199V253H200ZM205 252H206V253H205ZM215 252L217 253V251H215ZM218 252H219V251H218ZM225 252H226V251H225ZM227 252H228V250H227ZM257 252H258V251H257ZM257 252H256V253H257ZM263 252H264V251H263ZM47 253H49V252H47ZM47 253H46V254H47ZM155 253H156V252H155ZM155 253H154V255L157 256V254H155ZM169 253H171V252H169ZM169 253H168V254L166 253V254H167L166 256H169L168 258H170V256H172V254L170 255ZM175 253H176V252H175ZM178 253H179V252H178ZM184 253H186V250L184 251ZM189 253H186V256H187V254H189ZM193 253L195 254V252H193ZM209 253H208V254H209ZM220 253H222V252H220ZM220 253H219V254H220ZM28 254H29V253H28ZM30 254H31V253H30ZM44 254H45V252H44ZM51 254H52V253H51ZM98 254H99V253H98ZM98 254H97V255H98ZM102 254H103V253H102ZM120 254H121V253L119 252V253H118V257L121 256ZM190 254H189V255H190ZM219 254L217 253V255H215V254H214V255L217 256L218 258H220L219 256H222L223 259H221V260H222V262H223V260H224V258H225V254L223 253L224 256H223V255H219ZM227 254H230V253H227ZM254 254H255V253H254ZM254 254H253V256H254ZM31 255H33V254H31ZM52 255H53V254H52ZM52 255L47 254L46 257H48V256L51 257ZM116 255H117V254H116ZM154 255L151 254V256H154ZM158 255H159V254H158ZM164 255H165V254H163V256H164ZM189 255H188V256H189ZM198 255H201V254H197V255L195 254V256H198ZM214 255H211V256H213V257L215 258ZM218 255H219V256H218ZM123 256H121V257H123ZM166 256L164 257L165 259H166ZM208 256H209V255H208ZM246 256H247V255H246ZM29 257H30V256H29ZM44 257H45V255H44ZM53 257H54V255H53ZM53 257H52L51 259L49 258L50 261L53 260ZM99 257H100V255H99ZM121 257H120V258H121ZM147 257H149V256H147ZM159 257H160V256H159ZM159 257H156V258H159ZM213 257H212V258H213ZM251 257H252V259H251ZM42 258H43V257H42ZM149 258H150V257H149ZM156 258H155V259H156ZM188 258H189V257H188ZM188 258H187V259H188ZM198 258H199V257H198ZM201 258H202V255H201ZM228 258H231V257H228ZM30 259H34V261L37 262V258H36V257H34V258H30ZM152 259H153V258H151L150 260H152ZM194 259L196 260L197 258H194ZM194 259H192L193 262L195 261ZM203 259H204V258H203ZM225 259H226V258H225ZM253 259H255V262H256V263L254 262ZM55 260H56V259H55ZM121 260H122V259H121ZM121 260H120V261H121ZM153 260H154V259H153ZM158 260L160 261V259H158ZM158 260H156L157 263H158ZM167 260H168V259H167ZM197 260H198V259H197ZM201 260H202V259H200V262H201ZM209 260H210V259H209ZM214 260H215V259H214ZM216 260H219V259L216 258ZM229 260H230V259H229ZM235 260H233V261H235ZM250 260H253V261H250ZM30 261H31V260H30ZM32 261H33V260H32ZM32 261H31V262H32ZM154 261H155V260H154ZM161 261H162V260H161ZM187 261H188V260H187ZM198 261H199V260H198ZM204 261H205V260H204ZM211 261H212V259H211ZM239 261L237 262V264L239 263ZM0 262H1V261H0ZM43 262H44V261H43ZM121 262L123 263V261H121ZM124 262H125V260H124ZM148 262L151 263V262L149 261V259H148ZM189 262L191 263V261H189ZM195 262H196V261H195ZM200 262H199V264H200ZM225 262H226V260H225ZM231 262H232V259H231ZM18 263H19V262H17V263L15 262V264H18ZM41 263H42V262H41ZM47 263H48V262H47ZM47 263L45 262L44 264H47ZM53 263L55 264L54 260H53ZM53 263H52V264H53ZM157 263L155 262V264H157ZM179 263H181V262H179ZM190 263H189V264H190ZM202 263H203V261H202ZM214 263H215V262H214ZM217 263H219V262H217ZM232 263H234V262H232ZM235 263H236V261H235ZM235 263H234V264H235ZM32 264H33V262H32ZM42 264H43V263H42ZM57 264H58V263H57ZM109 264H110V263H109ZM123 264H124V263H123ZM152 264H154V262H153ZM162 264H163V263H162ZM170 264H171V263H170ZM185 264H186V263H185ZM203 264H206V263H203ZM207 264H208V263H207ZM212 264H213V263H212ZM220 264H222V263L220 262ZM223 264H225V263H223ZM239 264H240V263H239Z\"/></svg>",
  "mask_w": 264,
  "mask_h": 264
}]
</instances>
